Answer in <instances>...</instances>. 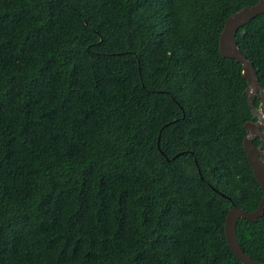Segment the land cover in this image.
<instances>
[{"label": "trees", "instance_id": "1", "mask_svg": "<svg viewBox=\"0 0 264 264\" xmlns=\"http://www.w3.org/2000/svg\"><path fill=\"white\" fill-rule=\"evenodd\" d=\"M256 2L0 0V264H243L256 119L219 36ZM236 40L264 88V14ZM236 231L264 263V214Z\"/></svg>", "mask_w": 264, "mask_h": 264}, {"label": "water", "instance_id": "2", "mask_svg": "<svg viewBox=\"0 0 264 264\" xmlns=\"http://www.w3.org/2000/svg\"><path fill=\"white\" fill-rule=\"evenodd\" d=\"M259 14H264V0H258L255 4L246 5L235 13L228 15L224 20L219 36L220 53L223 56L235 58L242 64V73L247 80V86L244 91L247 94L253 117L256 119L255 121L247 120L244 122L246 134L242 144L253 174L259 184L262 193L261 200L257 208L251 212L232 203L227 211L224 223V234L228 246L243 264H264L250 257L242 249L236 231L238 218L244 217L255 222L264 214V88L259 83L253 62L244 55L238 46L236 32L241 25ZM254 98L260 100L257 107L254 104ZM257 137L260 143L255 145L253 141Z\"/></svg>", "mask_w": 264, "mask_h": 264}, {"label": "flooded vegetation", "instance_id": "3", "mask_svg": "<svg viewBox=\"0 0 264 264\" xmlns=\"http://www.w3.org/2000/svg\"><path fill=\"white\" fill-rule=\"evenodd\" d=\"M255 121V120H254Z\"/></svg>", "mask_w": 264, "mask_h": 264}]
</instances>
